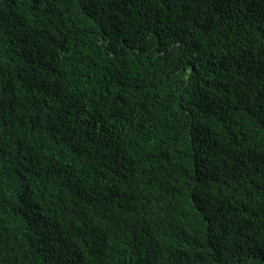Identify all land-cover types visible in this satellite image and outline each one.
Wrapping results in <instances>:
<instances>
[{
    "label": "trees",
    "instance_id": "obj_1",
    "mask_svg": "<svg viewBox=\"0 0 264 264\" xmlns=\"http://www.w3.org/2000/svg\"><path fill=\"white\" fill-rule=\"evenodd\" d=\"M0 264H264V0H0Z\"/></svg>",
    "mask_w": 264,
    "mask_h": 264
}]
</instances>
